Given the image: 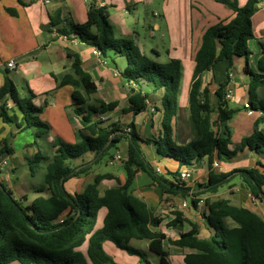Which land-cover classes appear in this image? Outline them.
Listing matches in <instances>:
<instances>
[{"label":"trees","instance_id":"trees-1","mask_svg":"<svg viewBox=\"0 0 264 264\" xmlns=\"http://www.w3.org/2000/svg\"><path fill=\"white\" fill-rule=\"evenodd\" d=\"M235 13V18L228 24L210 27L203 35L202 44L195 58V66L188 98L189 141H179V118L177 115L183 67L179 60L159 63L147 58L132 43L116 38L110 23L107 7L90 4L87 21L83 24L68 20V27L59 28L58 34L69 41H77L96 49L104 59L115 64V59L123 58L127 62L122 72L124 80L131 87L130 107L124 113L139 115L146 110L147 93L143 86L154 90H164L162 101L164 116L163 135L156 141L159 155L175 160L179 165L191 167L205 158L213 160L232 159L239 151L250 149L260 158H264V134L258 131L259 124L264 123V102L260 92L264 91V43L262 56L258 62V73L250 69L251 52L248 42L254 38L252 17L258 11L260 0H248L241 6L237 0H215ZM20 3L21 0H20ZM16 16L15 10H7ZM246 59L245 71L250 76L249 107L261 114L256 121L252 135L242 140L239 150L231 151L232 145L229 128L225 135L215 132L212 123L213 107L210 104V90L204 87L203 77L212 73L215 67L228 61L230 67L234 58ZM74 60L73 69L79 80L67 76L62 86L74 88L72 94L74 113L80 120L81 129L77 133L75 144L55 140L52 157H45L39 148L32 164L46 163L44 187L38 193L48 191L50 196H42L31 205L15 198L13 192L4 184L0 171V264H88L86 258L78 251L86 236L93 231L100 208L107 209L103 228L94 233L89 240V259L93 264H113L104 251V243L112 242L119 249L130 255H136L147 262L146 255L132 248L131 240L150 242V250L160 257L161 264H168V253L164 249L165 236L150 233L149 227H158L161 220L155 218L148 206L129 194L138 172L148 175L167 195H190L196 197L207 193H216L239 175L245 189L251 196L264 203V174L258 167L251 170L233 171L228 174L211 172L208 183L201 190L191 193V189L180 180L178 172L169 174L171 178L160 175L147 161L143 150V140L133 124L106 125L100 118L112 112L116 104H105L91 97L97 93V87L91 77L82 69L77 55L70 54ZM83 88L85 95L79 90ZM221 86L217 90L220 100L218 122L226 124L235 111L225 106V96ZM35 96L21 97L14 82L7 75L0 89V118L5 124H16L32 131L35 145L46 140L51 127L40 120L42 108L34 105ZM11 100L22 114L21 123L8 106ZM176 137V138H175ZM128 143V160L124 163L126 183L100 193L99 185L112 176H98L95 182L82 194H69L65 184L70 179L80 178L91 171L93 166L102 163L112 150ZM12 137L2 142L0 157L13 155ZM92 154L91 162L76 166L75 161ZM113 158V157H112ZM63 183V185H62ZM196 206L197 202L193 201ZM212 215L209 221L218 230L210 241H199L197 230L183 234L172 245L181 249H192L197 254L187 256L185 264H264V221L247 209L236 208L229 202L220 201L210 207ZM67 215L64 217V215ZM213 216L218 224L213 223ZM230 218L238 228L229 229L224 219Z\"/></svg>","mask_w":264,"mask_h":264},{"label":"crops","instance_id":"crops-1","mask_svg":"<svg viewBox=\"0 0 264 264\" xmlns=\"http://www.w3.org/2000/svg\"><path fill=\"white\" fill-rule=\"evenodd\" d=\"M46 1L21 0L22 3H20V0H0V61H15L17 64V67L12 71L6 67L0 69V89L5 83V77L9 75L21 97H29L31 94L35 96L34 105L43 109L40 120L51 127L50 135L37 147L35 139L33 142L30 140L31 137L33 138L32 131L26 130L24 127L18 128L16 124H5L0 118V150L3 147L2 142L10 136L12 140L15 137H18L19 140L24 139V145L21 142L23 151L11 143L14 154H4L0 157L1 160L8 163L7 168L1 171V179L17 200L24 202L25 205H31L40 196L44 198L50 196L48 191L38 193L42 187L38 188L28 182L20 183L19 179L15 183L11 178L23 173V169L30 166V157L34 156L33 158H35L39 148L45 157H52L55 148L51 147V143L55 140H61L67 144H75L77 141L76 136L81 129V124L74 113L72 99L74 88L62 86V82L67 76L79 80L73 69L74 60L70 58V54L80 58L83 71L91 77L97 87V93L91 97V103L97 99L105 104L117 105L114 111L104 114L100 119L106 125L129 126L133 124L143 140L142 150L147 161L160 175L166 178H171L169 174L189 172L192 179L186 183V186L191 189V193L201 190L208 183L211 172L228 174L233 171L257 168L259 163L264 166V158H260L250 149L239 151L232 159H218L216 156L213 160L205 158L194 163L191 167H181L175 160L159 155L156 141L163 135L162 101L165 91L163 89L156 91L152 87L143 86L144 93L148 95L146 110L139 115H134L131 112L124 113L123 110H128L130 107V89L134 87L122 77V72L127 67L126 60L117 57L114 64L111 60L97 55L95 48L77 41H69L57 32L59 28L68 27V20L78 24L85 23L89 5L93 3L109 9L110 23L115 34L119 33L121 38H131L132 34H135L133 30L137 25L134 16L138 11V6L144 4L149 7L154 0H128L122 14L110 11L116 8L117 0H48L49 3ZM237 1L241 6H244L248 0ZM182 2V7L179 10L180 21L177 20L179 23L175 30H177L179 38H188L191 43L192 40H196L190 55L193 60L201 47L204 33L210 27L221 23H230L236 15L228 7L215 0H182ZM258 8L252 17L254 38L248 42L251 52L249 66L255 73H258V62L262 56L261 45L264 43V0H260ZM9 9L15 10L17 15L9 14L7 11ZM187 16H189L188 22ZM149 29L159 30L160 24L154 22L152 26L150 23ZM137 38L139 40L140 36L138 35ZM194 66L190 71L191 75L186 79L183 68L177 111L180 142H188L190 138V132L189 135L186 134V130L180 126L185 120L182 118L183 109L188 106V100L185 106L181 104V100L183 93L185 95L188 93L189 98ZM245 66L246 59L237 57L234 58L232 67L228 61L219 63L212 73L203 77L204 87H208L210 90V104L214 109L211 117L214 124L213 129L220 135H225L226 127L229 128L232 140V145L229 147L231 151L239 150L242 140L254 133L255 123L261 117L259 112L252 108L248 110L245 107L246 104H249L251 81L245 71ZM221 86L225 87L223 95L226 108L236 112L226 124L218 122L220 100L216 93ZM79 90L84 95L86 94L83 88ZM260 97L264 102V91L260 92ZM231 103L236 104L237 107L232 108ZM8 106L11 112L18 116L21 123L23 116L16 105L8 100ZM257 129L264 134V123L259 124ZM116 157H119L118 161H115ZM92 159L93 155L88 154L82 159L76 160L75 165L87 164ZM127 160L128 143L123 141L117 150L111 151L109 157L99 165L93 166L88 174L66 182L65 189L71 195L82 194L95 182L98 176L110 175L112 178L104 179L99 185L100 193L104 194L109 189L122 187L126 183L124 163ZM215 163H218V168H214ZM110 167L121 168L124 173L110 171ZM258 168L264 174V168ZM144 176L147 177V180L140 183ZM7 183L12 185L8 186ZM129 194L144 202L153 216L161 220L158 227L150 226L148 230L150 233H159L165 236L164 249L168 253L166 259L168 264H185L187 256L197 254L195 250L181 249L172 245L173 242L180 240L183 234L192 231L193 227L197 230L199 241H210L217 233L215 225L209 221V217L212 215L210 207L217 202L225 201L233 207L247 209L264 221V203L251 196L239 175H236L229 184L220 188L216 193H207L196 197L190 195L184 198L180 195L164 194L158 184L148 175L138 172ZM193 201L197 202L196 206ZM183 204H186L187 207L183 208ZM66 215L67 213L64 217ZM106 215V208L98 210L97 222L93 231L86 236L85 242L78 249L88 264H93L89 259V240L94 233L103 228ZM224 225L229 229L238 228V224L230 218L224 219ZM128 244L143 252L148 263L136 255H130L119 249L109 241L104 243V251L112 258L113 264H161L160 257L150 250L148 240H131Z\"/></svg>","mask_w":264,"mask_h":264},{"label":"rangeland","instance_id":"rangeland-1","mask_svg":"<svg viewBox=\"0 0 264 264\" xmlns=\"http://www.w3.org/2000/svg\"><path fill=\"white\" fill-rule=\"evenodd\" d=\"M127 1L128 0H117L115 3L116 8L111 9L110 11H115L122 14ZM186 2L188 3V1ZM182 4V0H154L152 5L149 7H146L144 4H141L140 6H138V11L134 16V20L137 24L135 26V30H133L135 34H132L133 36L131 38H121V36H119V33L115 35L118 39L132 42L143 55L145 53V56L147 58L156 62L167 63L171 60L181 61L183 64L184 75L186 79L188 78V76L191 75L190 71L194 66L195 58H193L192 60L190 55L192 54V49L195 47L196 40H192L191 43V40L184 37L179 38L176 33L177 30H175V27H177L179 23L178 21H180L181 14L179 10L182 7ZM154 14L156 15L154 16ZM186 19L188 22L189 16H187ZM154 22L160 24L159 30L149 29V24L152 23L153 26ZM183 28L185 27L183 26ZM138 35L140 36L139 40L137 38ZM187 100L188 93L187 95L183 93L181 104H184L183 106H185ZM231 107L236 108L237 105L231 103ZM183 111L184 112H182V118H184L185 120L183 122V119H181L183 124L180 126L183 127V129L186 130V134L189 135L188 122L185 123L189 119L188 106L183 109ZM25 137H28V135H25ZM17 138L18 137L13 138L12 144H14L16 148L21 149L23 151V149L21 148V142L24 145V139L19 140ZM33 139H35L34 135L33 138L31 137L30 140L33 142ZM33 157H30V159L33 160ZM108 157L109 155L106 158ZM32 166L34 167V169H31L30 166H26L23 169V173H20L15 177H11L13 182L17 183V179H19L20 183L28 182L34 186H37L38 188L43 187L46 163H35L32 164ZM110 171L124 173V170H122L121 168L110 167ZM145 180H147L146 176L143 177V180L140 183H143ZM7 185L10 186L12 184L7 183ZM214 223L218 224V220L215 217Z\"/></svg>","mask_w":264,"mask_h":264},{"label":"built area","instance_id":"built-area-1","mask_svg":"<svg viewBox=\"0 0 264 264\" xmlns=\"http://www.w3.org/2000/svg\"><path fill=\"white\" fill-rule=\"evenodd\" d=\"M31 1L34 2V1H38V0H31ZM46 3H49V1L47 0ZM96 54L100 56V53L98 51H96ZM3 67H6L8 70L12 71V70H14L17 67V64H16L15 61H9V62H1L0 61V69L3 68ZM227 99H229V96H227ZM245 107L248 110L250 109V107H249L248 104H246ZM118 160H119V157H116L115 158V161H118ZM7 166H8V163L5 160H1L0 159V171L5 170L7 168ZM214 168H218V163H215L214 164ZM191 179H192V176H191V174L189 172H183L180 175V180L182 182L187 183ZM182 207L183 208H186L187 205L186 204H183Z\"/></svg>","mask_w":264,"mask_h":264},{"label":"water","instance_id":"water-1","mask_svg":"<svg viewBox=\"0 0 264 264\" xmlns=\"http://www.w3.org/2000/svg\"><path fill=\"white\" fill-rule=\"evenodd\" d=\"M62 185H63V183H62Z\"/></svg>","mask_w":264,"mask_h":264}]
</instances>
